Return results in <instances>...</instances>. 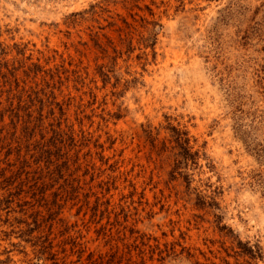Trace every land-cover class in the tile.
Returning <instances> with one entry per match:
<instances>
[{
	"label": "rangeland",
	"instance_id": "1",
	"mask_svg": "<svg viewBox=\"0 0 264 264\" xmlns=\"http://www.w3.org/2000/svg\"><path fill=\"white\" fill-rule=\"evenodd\" d=\"M0 264H264V0H0Z\"/></svg>",
	"mask_w": 264,
	"mask_h": 264
},
{
	"label": "trees",
	"instance_id": "2",
	"mask_svg": "<svg viewBox=\"0 0 264 264\" xmlns=\"http://www.w3.org/2000/svg\"><path fill=\"white\" fill-rule=\"evenodd\" d=\"M41 124H43V123H41ZM51 127L53 128V129H55V125H51ZM57 127V130H54V133H55V135L56 136H60L61 135V133H60V125H58V126H56ZM39 127H35L34 128V130L36 131V129H38ZM180 139V138H179ZM178 141H181V140H178Z\"/></svg>",
	"mask_w": 264,
	"mask_h": 264
}]
</instances>
